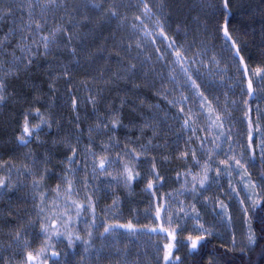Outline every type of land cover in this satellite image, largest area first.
I'll return each instance as SVG.
<instances>
[{
  "label": "trees",
  "instance_id": "obj_1",
  "mask_svg": "<svg viewBox=\"0 0 264 264\" xmlns=\"http://www.w3.org/2000/svg\"><path fill=\"white\" fill-rule=\"evenodd\" d=\"M40 2L45 4L47 0ZM93 4L98 7H92ZM9 5L13 9L20 8V4L12 0H4L0 8L7 10ZM223 5L224 0H65L64 5L49 7L43 12L36 7L29 17L25 0L24 11H13L12 16L0 20V38L10 28L17 29V34L7 43L11 47L4 49V54L0 56L5 66L2 65L4 73L0 71V77H3L8 94L7 102H0V179L5 181L0 186V207L11 195L20 191L17 184L21 180L38 181L37 192L46 197L47 208L35 226L30 228L31 232H27L23 253L25 260L29 253L34 256L40 253L39 264H101L102 260L111 259L112 251L123 238L122 232H126L116 233L115 240L113 234L101 237L106 226L131 223L139 233L152 236L157 232L151 233L149 230L156 228L160 232L159 227L151 224L132 223L136 214L128 212V208L135 201L128 198L132 192L142 189L151 195H143V202L140 203L143 210H147V198L152 197L158 203L156 190L162 188L159 187L161 182L157 180L156 172L162 167L161 159L176 158L185 153L182 145L176 148L169 146L173 137L167 125H162L165 120L171 123V116L167 119L166 113L169 107L181 106L187 111V107L193 106L194 111L203 110L206 118L202 121L204 126L208 120L207 114L213 109L221 117L217 121L216 116L215 120L223 124V132L227 122L223 119L226 112L221 111L224 101L222 94L229 97L234 92V104L240 108V121L245 122L247 131L244 147L264 178V163L254 154L258 140L256 131H253L252 148L249 149L247 129L249 121L252 129L258 120L264 122V0H228L227 27L232 40L225 38L221 30L225 22ZM113 12L116 13L115 17L111 15ZM13 19L15 23H12ZM36 22L44 25L39 34L34 27L31 30L28 28L29 23L35 25ZM139 24L140 29L137 28ZM57 26L62 31L56 37L57 43L51 45V51L47 55H37L31 65L25 67L28 63L27 53H22L16 45L32 44L35 40L42 53L43 43L39 41V36L48 35ZM146 26H155L158 33L162 28L168 39L158 33L146 37ZM21 36L28 39L21 41ZM172 41H175V45L169 48ZM232 41L239 47V56L235 55ZM33 50H36L35 46ZM177 50L183 57L184 67L193 71L185 74L181 66L174 63ZM13 53L17 57H25L23 63L13 66ZM240 57H243V64ZM132 65L136 66L135 72H129ZM257 69L262 74L258 86L251 77V72ZM8 71L14 74L8 75ZM210 74L212 79H209ZM188 75L195 80V85L184 83ZM163 77L169 81L165 94L158 84ZM249 80L254 92L251 96L248 92ZM194 92L198 97L195 101L192 99ZM156 93L164 94L159 99L164 106L158 116L153 108L151 112L148 111L149 106L154 105L151 99ZM92 98H95V104L91 102ZM213 102H216L214 108L210 105ZM26 117L30 128L41 125L42 120L47 123L41 125L25 145L19 142L17 134L22 132ZM114 121H119L116 129L111 128ZM216 127L212 126L213 131ZM149 132L153 136L163 132L153 141L164 146L161 150L157 146H149V151L144 150L145 153L149 152L145 157L155 166L154 171L151 166L152 176L143 175L140 166L134 163L137 146H143L142 141L146 145L153 139ZM105 143L108 147L103 150ZM74 149L81 165L79 171L71 172L67 165L69 157L74 155ZM89 149L92 155L87 154ZM104 157L113 161L108 165L113 173L109 172L110 177L107 178H102L99 170V161ZM214 158L210 161L211 165ZM157 160L161 163L158 164ZM118 161L122 173L126 164L134 175L139 173L131 184L117 173ZM92 163L96 164L95 172ZM173 163L164 164L161 170L165 168L166 174H170ZM194 172L197 173V170ZM210 174L211 171L207 176ZM65 176L67 179L62 180L61 177ZM76 180L80 182L79 186ZM101 180L110 184L112 193L101 185L93 190L90 188L96 181L103 182ZM68 181H72L71 192L68 191ZM150 181L155 185L152 189L147 188ZM210 186L207 180L206 187ZM23 190L27 194L26 187L23 186ZM162 190L166 196L168 191ZM204 191L201 190V193ZM89 197L91 205L88 203ZM25 198L9 211L11 216L18 208V217L24 215L22 208L30 200L28 195ZM259 200L261 203L253 208L249 223L256 237L250 248H234L228 242L206 236L193 253L187 246L185 250L180 246L186 244L179 237L180 243L174 249L173 260L167 264H175L176 257L185 264H264V228L260 223L264 219V196ZM73 202L85 205L79 217ZM140 205L134 203L135 209ZM92 206L94 214L90 211ZM60 217L64 218V222L71 217V221L61 228L58 226ZM93 217L96 224L90 227ZM53 221H56V229L52 228ZM41 223H47L49 233L56 234L49 237L42 233ZM3 226H7L4 228H8L12 234L25 228L23 224L17 225L15 219L7 218L6 213H0V227ZM69 232L81 238L80 241L74 240L72 248L68 247ZM166 233L165 244L170 242ZM84 240L91 245L88 251H85ZM164 245H161L162 254ZM52 253H56L57 257H52ZM3 255L6 254L0 250V259ZM159 263L166 264L163 255Z\"/></svg>",
  "mask_w": 264,
  "mask_h": 264
},
{
  "label": "rangeland",
  "instance_id": "obj_2",
  "mask_svg": "<svg viewBox=\"0 0 264 264\" xmlns=\"http://www.w3.org/2000/svg\"><path fill=\"white\" fill-rule=\"evenodd\" d=\"M137 28L140 29V24ZM145 28L148 32H152V29L155 28L153 33H158L155 26H151L152 29L147 26ZM10 47L11 45H7L5 46V49ZM197 53L201 55L199 52ZM0 64H2L5 68L1 57ZM251 73L252 80L258 86V83L262 78V74L257 75V71H253ZM210 78H213L211 74L209 76V79ZM158 84L160 85V91L165 94V90L169 86L168 79L163 77L159 80ZM245 90L246 89L243 91ZM164 94L156 93L152 96L151 101H153L154 105H150L148 111L151 112L153 108L156 116H158V113L164 106L159 102L160 97ZM241 94L242 93H240V95ZM4 95L6 96L4 101L7 102L8 94L4 92ZM222 95L224 96V101H222L221 104V111L226 112V117L223 119L227 122V127L223 130V133L225 136L230 137V139H225L224 137H221L220 140L216 139L217 136H220L222 128L220 127L221 124L215 120L218 114L215 113L213 109L209 111L210 114H207L208 120L206 126L202 123V121L206 120L203 116L205 113L203 110L199 109L194 111L193 106L187 107L188 110L183 112L180 111L183 109L181 106H178V108L169 107V109L166 110V113L168 114L167 119L170 117V114H172L170 124L168 120L162 121V125L164 123L167 125V130L171 132L170 135L173 137L169 146H174L176 148L182 145L183 152L185 153L181 154L182 157H180V160H177V157L161 159L162 163L160 160H157L158 164L161 163L160 165H162V167L164 164H170L171 161L174 162L170 166L172 167L170 174H166L165 168L164 170H161L162 167H160L156 172L157 180L161 182L159 187L168 191L167 195L164 196L162 189L156 190L158 199L165 201V203L160 202L159 200L157 203V201L152 197L147 198V210H143L140 205V203L143 202V195L150 197V193L142 189H138L137 192H132V195L128 198V200L132 199L135 201L132 202L133 206L128 208V212L131 211L136 214L133 216L135 221L132 223L136 225L151 224V226L159 227V231L161 229H167L171 232L177 227L178 221L179 224L182 225V230L176 234L177 238L180 237L181 239L186 240L189 235L195 237L203 234L205 237L211 236L215 237L217 240L220 239L225 243L228 242L231 244V247H236L238 249L250 248L253 244L248 240L249 233H252L249 228L251 213L254 208L252 204L255 200H259L264 196V178H262L258 168H255V164L252 162L250 153L247 149H245L246 146L244 147V144L246 143L243 140L246 137L247 131L246 126L244 128L245 122L243 123L240 121V108L234 104L233 99L236 97V94L232 92L229 97H227L224 93ZM197 98V94L194 92L192 99L195 101ZM210 105L214 108L216 102H213ZM262 105L264 107V104ZM185 120L189 121L187 127L184 126ZM214 121L216 122L215 124H213ZM214 125H217V129L213 131L212 126ZM258 126L259 130L257 131ZM253 127V131H256V139H258L257 142L254 141L256 143L254 154L264 163V148L257 147V145L261 144L262 139H264V122L258 120L254 123ZM18 129H20V125ZM17 135V137L21 136L22 132H19ZM160 135L162 136L163 132ZM153 140H155V137L148 141L146 145L144 144V141H142L143 146L138 145L135 149L136 155L139 154V156L134 160V163L137 164V167L140 166L143 175L152 176L151 166L154 164L152 161L148 160L147 157H145L149 154V152L145 153L144 150L149 151V146H157L159 148L158 150H161L164 147ZM216 143H221L222 147L217 149L215 147ZM107 147V143H105L102 148H104L103 150H106ZM217 150L218 152H216ZM212 158H214L212 161L213 165L210 164ZM236 159H239L241 164L244 165L243 169L236 167ZM74 160V163H69L68 160L67 167L71 172H74V170L79 171L80 169L81 163L75 155ZM225 160L228 161V164H221V161ZM119 163L120 161L117 163V173L121 176L122 172L120 167H118ZM91 165L92 170L94 167L96 168V164L92 163ZM217 169L221 170L220 175H217ZM196 170L197 173L194 172ZM245 170L247 171V176L244 174ZM209 171H211V174L208 175V181L212 186H210V188L206 186L202 188L200 181ZM100 172H102V178H107L110 177L109 172L113 173V170L107 167L106 170ZM34 178L33 180H35ZM101 181L103 182H94L93 186L90 188L93 190L101 185L106 188V191L112 193L110 184L108 182L105 183V180ZM21 183L24 187H26L27 194L23 190ZM30 183H32L30 182V179L21 180V182L17 184L19 185L17 186V189L20 191H17L16 195H11V198L4 202V206L0 207V213H6L7 218H13L17 221V225L23 224L25 227L23 228V231L19 232V238H17L18 233L12 234L13 232H10L8 228H4L7 226L0 227L3 228L0 230V250L6 254L1 257L0 264H25L26 260L24 259L23 253L26 249L27 232L30 231L29 229L34 227V224L38 222L39 218H41L37 216L39 209L42 207L45 210L46 207V200L41 202V194L37 192V189H34V182L32 184ZM76 183L78 186L80 185V182L77 180ZM179 184L180 186H177ZM253 184L257 185L255 189L251 188V185ZM246 185L248 186L247 188L245 187ZM232 187L236 188L239 195L232 192ZM194 188L195 191H193ZM203 189H205V191L204 193H201V190ZM26 195L30 197V200H28V204L22 208L24 215H22V217H18V208L14 211L15 213H11V216L9 211L17 207L18 202L22 203V200L25 201ZM250 195L251 200L248 199ZM241 200L244 201L243 204L241 203ZM134 203L140 205L138 209H135ZM161 204L165 205L167 211L162 210L161 218L156 219V210L154 209H157V207ZM181 207L184 209L183 212L180 211ZM185 213L188 215H185ZM197 213L199 216V223L204 226V232L195 230L196 220L193 217ZM176 214H178L177 218L170 222L169 216ZM109 217L111 218V216ZM59 220V227L61 226L62 228V225L66 226L63 217H60ZM120 231L126 230L118 229L117 233ZM122 234H124L123 238H121L117 243L115 251H112L111 259L102 260L101 264H160V256L163 255L161 245H164L167 239L164 233L161 234L157 229V233L152 236L139 232H135L134 234L128 231L122 232ZM8 240H10V242ZM99 241L101 242V239ZM180 246H182L185 250L186 245ZM103 255L108 256V254ZM176 261L177 262L175 264H185L182 263L183 261H181V259ZM81 264L86 263L82 262ZM94 264H99V262H94Z\"/></svg>",
  "mask_w": 264,
  "mask_h": 264
},
{
  "label": "snow or ice",
  "instance_id": "obj_3",
  "mask_svg": "<svg viewBox=\"0 0 264 264\" xmlns=\"http://www.w3.org/2000/svg\"><path fill=\"white\" fill-rule=\"evenodd\" d=\"M12 2L19 3L20 4V8L19 9H13V8H11L10 5L7 7V10H5L4 8H0V20H3L5 18H7V17L12 16L13 11H24V7L23 6H24V3H25V0H12ZM3 3H4V0H0V4H3ZM64 3H65V0H47V3H45V4H41L40 0H27V4H28L27 14H28L29 17H31L34 14V12H35L36 7H40L42 9V12H43V11H46L49 7L54 8V7L62 6V5H64ZM92 7H98V5L93 4ZM223 7H224V12H225V22H224L221 30H222L223 36L225 38H227L228 40H232V37L230 36L229 31H228V27H227V25H228V17H229L228 0H224ZM145 10L148 11L147 4H145ZM111 15L113 17H115L116 13L113 12V13H111ZM137 19H139V17H137ZM12 23H15V19L12 20ZM157 23H159V21H157ZM33 27L35 28V32L37 34H39L40 32H42L44 25L39 23V22H36L35 25H33L31 23L28 24L29 30H31ZM21 31H22V29H21ZM61 31H62V28L60 26H57L48 35L39 36V41H41L43 43V52L42 53L40 52L39 43L37 41H35V40L32 41V44H26V43L17 44L16 47L19 48L22 53H27V57L26 58H27L28 63H27V65H25V67L30 66L32 61L36 58L37 55H47L51 51V45L57 43L56 37H57V35L59 33H61ZM16 34H17V29L10 28L8 33H5L3 38H0V56H2L4 54L5 46L7 45L9 40L13 36H15ZM144 35L146 37L154 36V33L145 31ZM158 35H160L164 39H168L165 36L162 28H161L160 32L158 33ZM20 39H21V41H26L28 39V37L21 36ZM152 42L153 43L155 42L154 39H153ZM174 45H175V41H172L171 43H169L168 47L172 48ZM33 46H35V49H36L35 51L33 50ZM232 48L235 49V55L239 56V47L237 46L235 41H232ZM175 56H176V60H175L174 63L179 64L181 66V71L182 72L187 74V73L193 71V69H191V68L184 67V63L185 62H184L183 57L181 56V53L179 52V50H177V52L175 53ZM24 58L25 57H17L13 53L11 64L13 66H15L17 64L23 63ZM240 63L243 64V57H240ZM2 70H3L2 64H0V71H2ZM135 71H136V66L132 65L129 68V72H135ZM196 71H198V70H196ZM7 74L8 75H13L14 73H12L11 71H8ZM256 74L260 75L261 74V70L257 69V73ZM173 79H174V77H173ZM189 82L192 85L196 84L195 80L192 79L191 75H188L187 76V80L184 81L185 84H188ZM4 92H5V84L3 82V77H0V102H3L6 99V96L4 95ZM248 92H249L250 96L254 95V92H253V89H252L251 80H249ZM200 95H203V94L200 93ZM91 102L93 104H95V98H92ZM73 107L74 108L76 107L75 100L73 101ZM180 111L183 112L184 109H181ZM37 115H39L38 111H37ZM220 119H221V117L217 116L216 120L219 121ZM44 123H47V121L42 120L41 121V125H43ZM188 123H189V121L185 120L184 121V126L187 127ZM215 123L216 122L214 121L213 124H215ZM41 125H36V126L30 128L29 124H28L27 117H26L24 125H23V129H22L23 134L18 137L19 142L21 144H25L26 145L29 142L28 138H30L35 131L39 130ZM118 126H119V121H114L111 124V128L112 129H116ZM220 127L223 128V124H221ZM258 130H259V126L257 127V131ZM248 136H249L248 148L251 149L252 148V143L251 142H252V139H253V129H252L251 121H249V133H248ZM221 137H224L225 139H230V137L225 136V134L223 132H221L220 136H217L216 139L220 140ZM215 147L217 149H220L222 147V145H221V143H216ZM257 147L264 148V139H262L261 144L257 145ZM73 152H74V155H75V149L73 150ZM87 154L88 155H92L91 149L88 150ZM74 155L72 157H69V163H74L75 162ZM138 156H139V154H137L136 158H138ZM194 159H195V156H194ZM112 162L113 161H110L109 158H107V157H104V158L100 159V161H99V170H101V171L106 170L108 165L110 163H112ZM221 164L227 165L228 161L227 160L221 161ZM235 165L238 168H241V169L244 168V165L241 164V161L239 159L235 160ZM93 170L96 171V168L94 167ZM154 170H155V166H153V171ZM47 171H48V174H51L50 170H47ZM220 173H221V170L217 169V175H220ZM244 174L247 176V171L246 170H245ZM137 176H139V173H136L134 175L132 169L127 164L124 166V170H123V173H122V178L125 179L126 183L131 184L132 181ZM42 179H43V177H42ZM61 179L65 180V179H67V177L66 176L65 177H61ZM207 180H208V176H207V174H205L204 178L200 181V185H201L202 188L206 186V181ZM4 184H5V181L0 179V186H3ZM154 186H155L154 182L150 181L148 183V185H147V188L148 189H152ZM33 187H34V189H38L39 188V182L38 181L34 182ZM230 187H231V185H230ZM245 187L247 188L248 186L246 185ZM256 187H257V185H255V184L251 185L252 189H255ZM72 190H73L72 181H68V191L71 192ZM193 191H195V188L193 189ZM232 192L236 193L237 195H239V193L237 192L235 187H232ZM45 198L46 197L42 194L41 195V202H43L45 200ZM248 199L251 200V195L248 197ZM88 203H89V205H91V197L88 198ZM241 203L243 204L244 201L241 200ZM260 203H261L260 200H255L253 202L252 206L253 207H258ZM73 204L75 206L77 216L78 217L81 216L83 210L85 209V205H82V204H79V203H75V202H73ZM162 210L167 211V208L163 204H161L156 209V214H155V218L156 219H160L161 218V211ZM90 211L93 214L95 213L94 206H92L90 208ZM180 211L181 212L184 211L183 207H181ZM43 212H44V208L41 207L39 209V212L37 213V216L41 217ZM185 215H188V214L185 213ZM177 216H178V214L170 215L169 216V221L171 222L172 220H175L177 218ZM193 218L196 220V229L195 230L199 231V232H204L205 231L204 226L199 223L198 213ZM70 221H71V217H69V221H66L65 223L67 224ZM260 223H261V227L264 228V219H262ZM95 224H96V220H95V217H93V220L91 222L90 227L95 226ZM56 227H57L56 221H53L52 222V228L56 229ZM117 229H125L126 231H128L130 233H135L136 232V229L134 228V226L131 223H129L127 225H110V226H106L105 229H104V233H101L100 235H101V237H105L108 234H113V239L115 240ZM181 230H182V225H180L178 221H177V227L175 229H173L171 232H168L167 229H161L160 230L161 234L167 232L168 238L170 240L169 243L164 245L163 259L166 262V264H167V262H170V261L173 260L174 249L176 248V245L180 243V241L177 239V235L176 234L179 231H181ZM149 231L151 233H155V232H157V229H150ZM41 232L44 233V234H48L49 237L51 235H53V234H56V233H49V226H48L47 223H41ZM91 235H92V233L89 232V236H91ZM17 238H19V233L17 234ZM205 238L206 237L203 234L195 236V237L189 235L186 238V240H185V244L189 248V251L194 253V252H196L198 250L200 243ZM67 239H68V247L72 248L74 246V243H73L74 240L75 241H80L81 238L78 235L74 236L73 233L69 232L67 234ZM255 239H256L255 234L254 233H249V236H248L249 242L250 243H255ZM83 243L86 246L85 247V251H88L89 248L91 247V245L89 244V242L87 240H84ZM97 251L99 252L100 250H97ZM52 257L56 258L57 254L56 253H52ZM39 259H40V253H37L35 256L32 255L31 253H29L27 255V259H26L25 264H39ZM175 260H179V257H176Z\"/></svg>",
  "mask_w": 264,
  "mask_h": 264
},
{
  "label": "bare ground",
  "instance_id": "obj_4",
  "mask_svg": "<svg viewBox=\"0 0 264 264\" xmlns=\"http://www.w3.org/2000/svg\"><path fill=\"white\" fill-rule=\"evenodd\" d=\"M124 4H125V3H124ZM125 5H126V4H125ZM170 116H172V114H170ZM152 131H153V129H152ZM156 133H157V132H156ZM161 133H162V132H159V133L156 134L155 136H153V134H151V136H152V137H159V136H161V135H160ZM12 150H13V149H12ZM13 151H14V150H13ZM10 152H11V151H10ZM181 154H182V153H181ZM180 157H182V155L178 156V157H177V160H180ZM192 192H193V191H192ZM193 197H194V196H193ZM39 222H40V221H39ZM34 226H35V225H34ZM29 230H30V229H29ZM207 237H211V236H207ZM217 238H218V237H217ZM213 239H216V238L213 237ZM211 241H212V240H211ZM219 241H220V239H219ZM232 241H233V240H232ZM212 242H213V241H212ZM215 242H217V241H215ZM220 242H221V241H220ZM218 243H219V242H218ZM234 243H235V242H234ZM220 244H221V243H220ZM253 244H254V243H253ZM253 244H252V245H253ZM221 245H222V244H221ZM223 245H224V244H223ZM252 245H251V246H252ZM251 246H250V247H251ZM217 247H218V246H217ZM200 255H201V254H200ZM208 257H209V256H208ZM212 257H213V256H212ZM216 263H217V262H216Z\"/></svg>",
  "mask_w": 264,
  "mask_h": 264
}]
</instances>
